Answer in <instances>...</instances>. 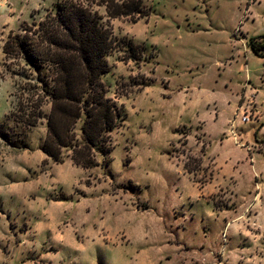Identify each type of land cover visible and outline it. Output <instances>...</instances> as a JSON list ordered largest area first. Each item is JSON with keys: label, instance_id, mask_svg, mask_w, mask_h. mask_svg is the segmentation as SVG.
Listing matches in <instances>:
<instances>
[{"label": "rangeland", "instance_id": "obj_1", "mask_svg": "<svg viewBox=\"0 0 264 264\" xmlns=\"http://www.w3.org/2000/svg\"><path fill=\"white\" fill-rule=\"evenodd\" d=\"M58 1L0 0V124L18 132L7 116L43 74L4 44ZM145 3L148 17L111 19L146 51L139 63L109 56L103 79L128 116L107 159L48 158L46 119L26 148L0 136V264H264V59L247 45L264 34V0ZM245 86L257 106L236 115Z\"/></svg>", "mask_w": 264, "mask_h": 264}, {"label": "trees", "instance_id": "obj_2", "mask_svg": "<svg viewBox=\"0 0 264 264\" xmlns=\"http://www.w3.org/2000/svg\"><path fill=\"white\" fill-rule=\"evenodd\" d=\"M101 6L106 16L97 9ZM149 14L145 0H60L36 28L11 32L4 44L6 55L24 59L43 77L40 86L24 88L27 93L7 116L15 117L23 130L2 123L0 136L15 149L26 148L29 131L46 119L43 151L48 158L62 163L69 156L84 168L97 166L99 156L107 159L113 150V132L128 116L124 106L108 94L103 79L111 70L109 56L120 51L125 62L139 63L146 51L145 44L116 35L111 19L137 22ZM249 46L264 58V34L251 37ZM135 85L142 89L151 83H133L131 88ZM45 103L50 104L49 112L43 109ZM184 168L189 173L197 170L189 161Z\"/></svg>", "mask_w": 264, "mask_h": 264}, {"label": "crops", "instance_id": "obj_3", "mask_svg": "<svg viewBox=\"0 0 264 264\" xmlns=\"http://www.w3.org/2000/svg\"><path fill=\"white\" fill-rule=\"evenodd\" d=\"M247 45H248V47L252 50V48L249 46V41L247 42ZM252 52L255 54V55H257L253 50H252ZM257 56H259V55H257ZM260 57V56H259ZM261 58H263V57H261ZM264 59V58H263ZM259 94V91H258V89L257 88H255V87H248V86H245L244 87V89H243V92L241 93V95L240 94H238V95H236L237 96V100H238V105H237V107H238V109H237V114L236 115H239V113L241 112V115L243 114V113H245V107L249 104V103H254V104H256L255 103V96H257ZM256 106H257V104H256ZM257 109H258V107H257ZM258 112H259V110H258ZM253 119H251V118H249L247 121H243V122H249V121H252ZM254 120H257L256 118L254 119ZM235 121H236V118L235 119H233V127L231 128V132H232V134H233V137H234V139H235V141L237 142V143H240V140H241V136H240V134H238L237 132H236V130H235V128H234V123H235ZM262 136H264V135H262ZM205 156V155H204Z\"/></svg>", "mask_w": 264, "mask_h": 264}, {"label": "built area", "instance_id": "obj_4", "mask_svg": "<svg viewBox=\"0 0 264 264\" xmlns=\"http://www.w3.org/2000/svg\"><path fill=\"white\" fill-rule=\"evenodd\" d=\"M246 120H248V117L245 115L243 116V121H246Z\"/></svg>", "mask_w": 264, "mask_h": 264}]
</instances>
